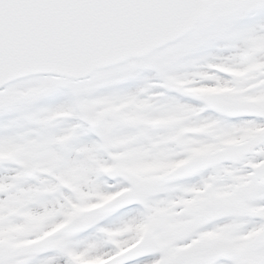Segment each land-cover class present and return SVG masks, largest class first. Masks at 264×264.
Instances as JSON below:
<instances>
[{
  "label": "snow or ice",
  "instance_id": "6c2138e0",
  "mask_svg": "<svg viewBox=\"0 0 264 264\" xmlns=\"http://www.w3.org/2000/svg\"><path fill=\"white\" fill-rule=\"evenodd\" d=\"M84 261L264 264V0H0V264Z\"/></svg>",
  "mask_w": 264,
  "mask_h": 264
},
{
  "label": "rangeland",
  "instance_id": "374dc122",
  "mask_svg": "<svg viewBox=\"0 0 264 264\" xmlns=\"http://www.w3.org/2000/svg\"><path fill=\"white\" fill-rule=\"evenodd\" d=\"M156 163H162V162H152V163H148V164H144L141 166V170L147 171L149 170L148 166H154Z\"/></svg>",
  "mask_w": 264,
  "mask_h": 264
},
{
  "label": "flooded vegetation",
  "instance_id": "af4514ba",
  "mask_svg": "<svg viewBox=\"0 0 264 264\" xmlns=\"http://www.w3.org/2000/svg\"><path fill=\"white\" fill-rule=\"evenodd\" d=\"M156 164H160V163H156ZM164 164V163H161ZM147 226H142V230H144Z\"/></svg>",
  "mask_w": 264,
  "mask_h": 264
}]
</instances>
